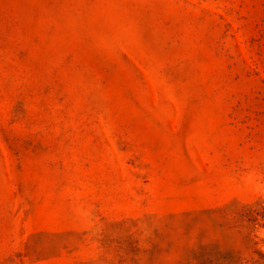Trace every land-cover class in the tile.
Listing matches in <instances>:
<instances>
[{
  "label": "rangeland",
  "instance_id": "rangeland-1",
  "mask_svg": "<svg viewBox=\"0 0 264 264\" xmlns=\"http://www.w3.org/2000/svg\"><path fill=\"white\" fill-rule=\"evenodd\" d=\"M0 264H264V0H0Z\"/></svg>",
  "mask_w": 264,
  "mask_h": 264
}]
</instances>
